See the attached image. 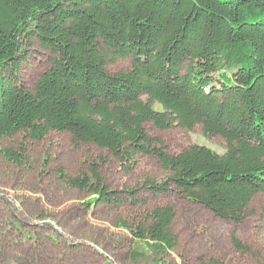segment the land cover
Masks as SVG:
<instances>
[{
	"label": "trees",
	"instance_id": "obj_1",
	"mask_svg": "<svg viewBox=\"0 0 264 264\" xmlns=\"http://www.w3.org/2000/svg\"><path fill=\"white\" fill-rule=\"evenodd\" d=\"M26 36L53 57L34 90L19 76ZM119 58L131 59V68L111 73L108 63ZM148 124L202 125L206 136L226 140V151L191 145L170 153ZM51 131L107 150L129 168L156 157L164 177H148L127 190L131 197L175 192L242 224L264 193V0H0V140L40 141ZM4 155L23 163L12 148ZM60 176L94 195L92 205L123 202L99 161ZM175 218L174 206L158 205L131 229L156 264L177 248ZM231 241L235 251L253 253L236 229Z\"/></svg>",
	"mask_w": 264,
	"mask_h": 264
},
{
	"label": "rangeland",
	"instance_id": "obj_2",
	"mask_svg": "<svg viewBox=\"0 0 264 264\" xmlns=\"http://www.w3.org/2000/svg\"><path fill=\"white\" fill-rule=\"evenodd\" d=\"M28 36L22 41L19 76L34 90L39 78L52 68L53 57L35 37ZM131 65V59L119 58L108 63L107 69L119 73ZM154 107L161 109L159 104ZM147 127L170 153L191 145L220 154L226 151V140L206 136L202 125L193 130ZM9 148L22 154L21 165L4 155ZM95 161L102 165L106 185L123 202L92 205L94 195L62 180L61 171L77 176L89 171ZM164 175L154 156H141L129 168L107 150L75 143L68 132L51 131L40 141L24 134L5 137L0 140V264H156L150 251L135 241L131 229L144 223L156 206L167 204L176 209L173 230L178 245L159 262L200 264L216 258L224 264H258L264 256V193L254 198L248 219L238 225L175 192L158 197L143 191L136 197L129 195L127 190L148 177L161 180ZM120 221L128 226L119 225ZM235 229L254 254L234 250L231 234ZM134 250L146 257L134 260Z\"/></svg>",
	"mask_w": 264,
	"mask_h": 264
}]
</instances>
